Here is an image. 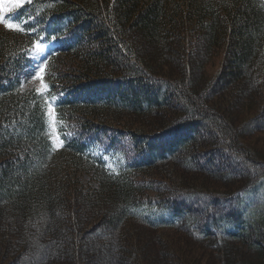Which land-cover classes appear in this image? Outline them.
I'll list each match as a JSON object with an SVG mask.
<instances>
[{"label":"trees","instance_id":"obj_1","mask_svg":"<svg viewBox=\"0 0 264 264\" xmlns=\"http://www.w3.org/2000/svg\"><path fill=\"white\" fill-rule=\"evenodd\" d=\"M48 20L55 23L54 34L68 39L47 62L46 94L56 105L58 124L79 127L60 132L61 149L48 133L46 95L20 87L36 43L33 33L46 29ZM6 25H0V234L13 226L18 244L32 245L26 255L28 259L31 253L32 262L21 258L8 264H39L48 247L61 243L68 264H78L75 244L94 253L100 237L102 251L115 256L118 264H140L139 252L121 233L131 221L139 222L131 213L156 219L162 209L175 219L167 229H186L214 249L222 264H264V157L238 145L241 137L219 104L196 95L197 81L189 88L186 81L157 75L150 64L175 55L183 43L195 60L196 76L221 50L222 87L260 90L264 0H33ZM172 98L185 104L177 106ZM169 107L182 116L155 135L122 127L117 120L131 121L129 117ZM260 113V123L248 126L264 128L263 109ZM199 127L212 140L207 150L194 149ZM123 129L135 150H145L130 170L121 168L118 153L105 152L99 139L100 134L120 139L117 131ZM85 131L100 133L91 142ZM197 153L210 156L209 164L217 153L234 158L237 174L226 172L225 164L206 169L238 186L222 195L175 190L170 195L174 204L167 196L155 204L137 203L145 190L155 192L139 176L171 161L186 159L191 166ZM82 172L91 174L94 186L79 181Z\"/></svg>","mask_w":264,"mask_h":264},{"label":"rangeland","instance_id":"obj_2","mask_svg":"<svg viewBox=\"0 0 264 264\" xmlns=\"http://www.w3.org/2000/svg\"><path fill=\"white\" fill-rule=\"evenodd\" d=\"M20 1L0 0V10L4 9L7 4L15 5L20 3ZM183 46L184 44L180 43L176 54L173 56L153 60L150 63L151 68L154 69L153 72L160 76L168 75L173 79L186 81V85L189 88L191 84L193 85L194 81H197V88H195L196 95L198 97L200 95L203 96V99L207 103L219 104L221 113L229 117L230 123L234 125L237 134L239 133L241 137L238 140V145H241L244 149H250L251 153L264 157V128L251 127L254 123H260L261 119H263L261 115H258L261 114L262 109L264 112V81L259 82L260 90L258 89V91L257 88L247 90V87L244 88L241 85L224 89L221 85L222 83L218 81L221 71L222 51L216 50L208 63L195 76V60L192 59L191 53L188 52L190 48L187 51ZM186 62H188V66ZM194 77L197 79H194ZM33 82H35L34 79L31 83L33 84ZM214 85L215 91L212 93L211 90H214ZM171 102L177 106L180 104V107L182 104H185L181 99L177 98H172ZM181 116L179 111L173 109V107H169L168 109L155 111L143 117H129L131 121L125 118L117 120L122 127L155 134L159 132L158 130L168 128L175 119L181 118ZM159 122L161 123L158 124ZM248 123L253 124L248 126ZM182 134L185 133L182 132ZM195 136L199 140H196L198 143L194 146V149L196 147L198 148L197 150H207L206 147L211 144L212 140L207 135L206 130L199 127ZM165 140L167 141V139ZM195 156L196 160L191 166H194L196 169L186 163V159H182V161H171L160 165L155 170L149 171L145 176H139V182L146 183V185L151 183L155 188V192L145 190L141 194L142 198L144 200L162 199L173 195V191L175 192V190H189L193 188L222 195L223 193H229L238 186V183L234 185V182L228 183L222 178H215L206 169L208 167L212 170L221 164H225L226 167H229L226 169V172H230L231 175L237 174L240 172V168L232 165L234 158H222L221 156L223 155H218L217 153L211 156L215 160L209 164L210 156L202 157L198 153ZM81 174L79 181L84 183V186L95 185L91 174L85 172ZM203 204L205 203L203 202ZM18 229L19 231L22 230ZM7 233L6 235L5 233L4 235L0 234V264L16 262V260L21 258L25 260V263L30 262L31 253L28 259L26 255H29L32 245L26 247L22 242L18 244L16 241V229L13 226L11 232ZM121 234L123 240H128L132 247L136 248L137 252H139L140 264H222L219 254L214 249L193 239L185 229H151L145 224L131 221V223L125 226ZM86 235H88L87 232ZM102 240L103 238L100 237L96 241L100 249L95 250L94 253L87 252L88 254L85 251H81L82 245L80 242H77L75 250H79L78 264H118L119 261L115 256V258H110L111 254L108 251H102ZM236 246L234 244L231 245V247ZM63 247L62 243L56 248L52 246L48 247L45 255L38 259L39 264H45V262L46 264H68L67 255L62 253ZM40 248L37 249L39 250L38 252H40ZM33 257L37 258L36 255Z\"/></svg>","mask_w":264,"mask_h":264},{"label":"snow or ice","instance_id":"obj_3","mask_svg":"<svg viewBox=\"0 0 264 264\" xmlns=\"http://www.w3.org/2000/svg\"><path fill=\"white\" fill-rule=\"evenodd\" d=\"M0 19H3V18H0ZM11 27V26H10ZM17 30H20V29H17Z\"/></svg>","mask_w":264,"mask_h":264}]
</instances>
